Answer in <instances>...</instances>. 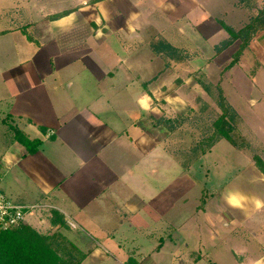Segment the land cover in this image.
Wrapping results in <instances>:
<instances>
[{
  "label": "crops",
  "instance_id": "crops-1",
  "mask_svg": "<svg viewBox=\"0 0 264 264\" xmlns=\"http://www.w3.org/2000/svg\"><path fill=\"white\" fill-rule=\"evenodd\" d=\"M233 11L244 10L234 0H0V190L51 209L56 226L37 210L32 224L60 231L81 264H264V181H252L264 174L250 145L199 142L179 162L168 143L195 97L174 76L193 67L191 46L227 38ZM230 193L247 197L243 207Z\"/></svg>",
  "mask_w": 264,
  "mask_h": 264
},
{
  "label": "rangeland",
  "instance_id": "rangeland-1",
  "mask_svg": "<svg viewBox=\"0 0 264 264\" xmlns=\"http://www.w3.org/2000/svg\"><path fill=\"white\" fill-rule=\"evenodd\" d=\"M234 1L235 7L244 11L230 12L228 21L235 33H243L245 38L234 40L229 47L225 45L232 40L229 34L217 45L191 46L187 50V56L191 54L192 61L186 63L192 64L193 67H188L186 78L174 76V83L178 88L186 90L189 97L195 95L192 97L194 100L193 109H188L184 120L185 124H182V128L171 135L168 140L169 150L176 161L181 162L185 158L191 160L199 142H202V148L210 145L209 140L214 138L216 133L215 122L226 113L230 117V112L227 111L230 108L237 117L234 122L228 116L226 120L231 122L235 128L233 138L237 145L246 143L250 145V148H247V154L251 164H253V157H264V27L260 22L261 19L256 22L257 18L264 16V0ZM44 35L48 36V33ZM244 39H249V45L245 49H243ZM174 94L177 92L171 91L168 93V97H173L171 95ZM196 99H199V102ZM222 99L224 100L222 101ZM150 118H152L151 115L147 120ZM156 120L154 123H157ZM156 133L166 135L163 130H157ZM252 181L262 186L264 177L258 174ZM252 189L251 187V191ZM256 192L261 193L264 190L258 187ZM188 206L192 207V205ZM184 208L185 206H183V210ZM35 210H37V220L38 212H40L39 218L49 220L53 227L59 223L57 215L53 214L51 209L36 206V208L28 210L26 224L49 238L47 242L53 249L55 248L63 261L68 264H77L78 260L75 256L78 255L76 253L67 255L57 248L60 245V238H62L67 249H70L68 244L71 242L67 237L63 236L60 231H55L54 228L51 230L45 228L39 231L38 224L34 227L31 217ZM44 231H49V233L45 234ZM61 232L66 234L65 230H61ZM146 246L150 248L151 244H146ZM132 253L129 250L128 257ZM112 264H119V262L113 261Z\"/></svg>",
  "mask_w": 264,
  "mask_h": 264
},
{
  "label": "trees",
  "instance_id": "trees-1",
  "mask_svg": "<svg viewBox=\"0 0 264 264\" xmlns=\"http://www.w3.org/2000/svg\"><path fill=\"white\" fill-rule=\"evenodd\" d=\"M262 17L263 18H257L256 22H259L258 19H261L260 22L264 27V16ZM249 27L247 28L250 29L251 27ZM223 28L232 39L225 44L227 47L232 45L234 40H242L245 38L243 33H235L232 28L225 24H223ZM244 40L243 49L249 45V39ZM223 100L224 99H222V101ZM227 111L230 112V117L228 116V113H226L215 122L214 127L216 133L214 138L209 140L210 145L208 148L222 139L238 146L233 138V131L235 128L231 122L226 120L228 116L229 119L234 122L237 115L231 108ZM203 151L205 153L207 150L205 149ZM254 161L257 168L264 174V162L262 159L255 157ZM60 240V245L57 246L58 250H60V252H65L67 255L76 253L79 256H75L78 260L77 264H81L83 261V255L78 249L71 243H67L68 246H70V249H67L64 240L62 238H60ZM47 241H49V238L38 233L27 224L14 230L6 232L0 231V264H68L62 260L55 248L53 249Z\"/></svg>",
  "mask_w": 264,
  "mask_h": 264
},
{
  "label": "built area",
  "instance_id": "built-area-1",
  "mask_svg": "<svg viewBox=\"0 0 264 264\" xmlns=\"http://www.w3.org/2000/svg\"><path fill=\"white\" fill-rule=\"evenodd\" d=\"M30 209L33 208L15 203L0 190V231L6 232L26 225Z\"/></svg>",
  "mask_w": 264,
  "mask_h": 264
},
{
  "label": "clouds",
  "instance_id": "clouds-1",
  "mask_svg": "<svg viewBox=\"0 0 264 264\" xmlns=\"http://www.w3.org/2000/svg\"><path fill=\"white\" fill-rule=\"evenodd\" d=\"M247 200V197L241 193H230L227 197V202L232 207L241 208L243 207V202ZM255 206L257 209L264 207V202L260 200L255 201ZM256 264H261V261H257Z\"/></svg>",
  "mask_w": 264,
  "mask_h": 264
}]
</instances>
